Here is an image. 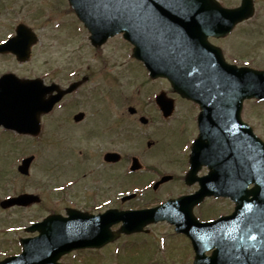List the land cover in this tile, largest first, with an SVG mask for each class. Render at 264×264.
I'll use <instances>...</instances> for the list:
<instances>
[{
	"label": "flooded vegetation",
	"instance_id": "flooded-vegetation-1",
	"mask_svg": "<svg viewBox=\"0 0 264 264\" xmlns=\"http://www.w3.org/2000/svg\"><path fill=\"white\" fill-rule=\"evenodd\" d=\"M62 1L0 0V43L12 38L19 24L27 26L39 36L38 30H35L31 24L32 19L47 17V9L55 12L59 6L61 7ZM217 1L225 9H234L240 6L242 0ZM253 3L255 8L258 5L264 9V0H253ZM64 11L70 12L69 15H71L69 9ZM16 15L22 18L16 19ZM251 21L252 19H247L236 24L231 33L225 37L208 40L219 46L217 43L235 36L240 28L249 27ZM61 25L56 22L54 29H58ZM230 42L227 50L218 53L219 55L203 53L205 58L201 67L204 77L200 92L204 100L213 106V114H207L202 124L201 148L205 162L197 168V173L190 179L192 182L190 185L186 184L185 179L191 168L189 161L191 148L199 135L200 106L193 101L182 99L177 94L174 56L168 60L169 79H166L156 76L154 72L155 67L160 65V55L164 56V53H138V59L126 49L114 50L112 51L114 53H102L101 49H92L91 53H70L71 56L50 53V58L44 60L42 67H39L40 70L32 67L33 59L38 54L34 53L35 47L31 48L29 58L23 62L17 61L10 52L0 53V88L3 89L1 92L3 99L6 100L7 95H15L16 78L33 82L35 86L42 88L46 100H52L57 96L58 100L51 110L41 114L39 118L38 137H56L57 140L60 139L69 146L74 152L73 155H77L75 163L71 155L64 157L63 165L70 166V175L61 177V170L57 171L56 178L59 180L56 183V195L60 206L56 210H51L50 213L66 218L75 212L96 216L109 210L125 211L153 207L162 201L178 199L196 192L198 180L211 172L209 165L213 167L212 172L216 167V174L221 177L218 182H222L224 175H233L235 178L228 177L226 182L248 185V190H253L254 170L251 169L247 173L235 171L232 174L229 170L226 172L223 170L222 128L224 124L221 122L223 115L218 113L221 105L219 84L220 73L224 70L223 62L236 67L255 68L256 65L255 56H253L255 53H251L249 47L247 53L240 56L231 52L237 44L232 43L235 42L234 40ZM41 54L44 56V53ZM185 63L187 70L192 68L191 56ZM95 74L97 79L94 81ZM131 85L135 86L134 90L128 89ZM71 86L74 87L72 91L61 93ZM10 89L13 91L10 92ZM136 95H141V99L135 105L131 101ZM119 107H121L120 110ZM124 107H126V113ZM242 119L249 126L251 125L244 120L243 114ZM0 131L9 132L10 130L0 127ZM188 135L192 137L185 144L183 140ZM133 138L139 139V154L132 149L128 153L125 149L126 144L129 141L132 142ZM175 149H179L181 160L168 164L175 168L174 171L157 173L153 162L145 163L142 160L147 157L146 155H149V158L155 156L156 150L163 154V157L166 155L165 159L168 160ZM108 154H115V156L108 159ZM134 158L140 161L143 168L129 172ZM177 159L180 157L177 156ZM164 175H171L172 178L153 189L154 184ZM129 186L131 190L127 188ZM133 190L142 195L150 193L152 196L165 190H170V193H167L165 199L155 205L128 207L126 203L129 201L124 200V197ZM254 200V194H249L248 208L251 218L249 227L236 228L234 260L238 263L253 264L255 261L264 263V209L256 211L255 203L252 202ZM217 203L226 205L225 208L221 207L222 213L217 214V217L229 215L236 206V203L229 198L209 197L193 206L191 210L200 221L212 220L216 216L207 217L204 213ZM187 207L189 208L187 205L180 206L178 212L184 213ZM257 213L261 215L259 219L261 227L256 226ZM154 225H149L148 231ZM168 227L172 231H170V237L182 240V250L188 253L187 257L182 259L192 264L195 253L189 238L181 233H175L173 226L168 225ZM7 228L10 231H7ZM7 228L2 232L4 236L0 240L2 241L0 262L19 255L23 250L21 241L37 235L32 234L26 226ZM118 228L119 226L115 225L112 230ZM256 230L260 234H257ZM11 232L20 233V235L17 238L16 236L10 238L4 234ZM4 238L6 239L3 240ZM211 254L212 251L206 252L207 257ZM79 255L80 251L72 250L59 256L54 264H78Z\"/></svg>",
	"mask_w": 264,
	"mask_h": 264
},
{
	"label": "water",
	"instance_id": "water-1",
	"mask_svg": "<svg viewBox=\"0 0 264 264\" xmlns=\"http://www.w3.org/2000/svg\"><path fill=\"white\" fill-rule=\"evenodd\" d=\"M202 1L209 6L204 8L211 10L210 13L215 9L214 15L209 14L207 16L208 23L205 22L206 20L201 14L204 9L192 8V14L189 15L187 12L189 9L177 5L183 2ZM246 2L237 10L229 12L222 10V12L220 8L212 4L211 0H69L80 20L91 32V40L94 44L101 43L116 33L124 32L125 39L134 45L136 56H138L137 53H176L179 65L186 60L188 54L193 60L195 53H204L209 49L205 45L207 36H223L234 23L250 16L251 11L245 7ZM225 17L228 19V23L223 20ZM205 26H207V30H205ZM24 29L20 26L17 37L10 42L12 46L0 47V49L8 50L9 48L11 52L16 54L17 58L22 59V53H28L29 46L35 42L29 36L28 38L27 35L24 36ZM21 39L24 40L22 44H20ZM208 53L212 52L209 50ZM201 55H199L200 58ZM176 70L178 75L182 74V80L179 81L182 84L186 83L188 78L185 75L188 70L178 65ZM191 73L201 76L200 70H192ZM229 75L231 76L230 85H227L224 75L221 86L225 90L223 98H231L232 101L228 100V103L232 104V107L229 112L224 111V114H232L233 119L237 121L240 104L244 98L264 97V72L231 70ZM23 85L25 84L23 83ZM175 88L184 96L189 97V90L184 93V87L180 90L175 85ZM30 90L31 88L27 85L17 86L15 95L6 98V104L0 97V125L22 134L37 133L39 115L48 110L58 97L47 101L43 98L44 91L38 90L36 93H31ZM229 91L230 94L228 95ZM5 105L10 107L9 111ZM253 141H255L254 148L251 147L250 151L248 150V146H250L248 142L244 144L245 148L243 149L236 144L240 143L237 137H233L230 143V153L234 157L245 156L244 172L247 173L249 169L255 172L253 190L247 191V185L244 184L239 185V188H237L238 185L228 184L226 179L228 177L235 178L233 175H224L223 178L226 181L224 180L222 185L216 184L214 186L220 191L213 189L210 182H217L221 178L220 175V178L217 176V169L214 167V172L201 183L202 190L198 192L199 198L189 200L192 207L204 195H230L236 201L237 208L236 212L229 218L209 224H198L190 217V211L186 216H183V219L167 214L166 205L152 211L121 213L118 216L109 214L103 221L96 222L86 218L77 217L79 219H76L71 215L67 219L48 217L42 223L34 225L39 230L40 236L28 244L23 242L24 253L18 258L2 264H54L59 256L72 249L99 247L112 240L115 235L108 231L111 224L122 221L123 226L120 232L131 233L140 231L143 226L150 222L163 219L175 223L178 231L192 238L197 253L195 264H236L235 260L231 259L235 257V253L231 247L233 239L230 231L235 226H243L246 229L249 227L251 218L250 212L246 208L248 195L254 194L255 200L252 202L255 203L257 211L264 209V147L253 138L250 141L252 146ZM226 144L224 145L226 146ZM201 150L200 143L194 150L193 158L197 159V163L202 162ZM225 152L228 151L225 150ZM250 152L254 153L255 157L249 164ZM32 160L33 157L23 160L18 170L22 174H27ZM228 161V155L225 154L223 163ZM135 168L136 166L133 167V169ZM187 182H189L188 179ZM238 195L240 196L237 197ZM38 200V197L33 195H21L17 198L8 199L2 204V207L6 208L15 204L26 206L38 202ZM257 216L260 214L257 213ZM256 226H262L260 221L256 220ZM200 234H210L212 240L200 241ZM220 236L221 239L218 238ZM212 241L213 243H211ZM206 243L209 245L206 246ZM214 247H216V251L213 257L207 261L203 260V252Z\"/></svg>",
	"mask_w": 264,
	"mask_h": 264
},
{
	"label": "rangeland",
	"instance_id": "rangeland-1",
	"mask_svg": "<svg viewBox=\"0 0 264 264\" xmlns=\"http://www.w3.org/2000/svg\"><path fill=\"white\" fill-rule=\"evenodd\" d=\"M60 5L61 7L59 6L55 12L47 9V17H41L37 20L33 18L31 21L33 28L38 30L39 34V43L34 51V53L38 54L32 63V67H36L38 70H40L39 67H42L41 64L44 60L50 58V53H62L64 56H71L70 53H91L92 48L85 41L86 33L82 25H80L78 20L71 19L70 12L64 11L68 7L65 0ZM16 16V19L22 18L20 15ZM251 19L252 21L249 27L240 28L239 33L235 36L233 35L224 40V42L217 44L223 47L224 50H227V47L231 43L230 41L234 40L235 42L232 43H237L238 45L231 52L240 56L247 53L249 47L251 53H255L253 55L255 56V67L260 66V68H264V9L262 6L257 5V10H255V14ZM56 22L62 25L55 30L54 25ZM117 44L116 39H110L101 48L102 53H114L112 52L114 50L124 51L126 49L125 46H119ZM41 53H44V56ZM227 53L229 52L227 51ZM70 65L72 66L73 64ZM96 79L97 74H95L94 81ZM128 89L134 90L135 86L131 85ZM140 99L141 95H136L131 103L136 105ZM245 104L244 120L249 122L253 126L255 133L264 140V102L258 103L255 100H250ZM118 109L120 110L121 107ZM124 109L126 113V107ZM190 137L192 135L184 138L183 141L185 144L186 141L188 142L190 140ZM44 138L41 139V143L36 139H29L31 141L28 142L24 137L16 136L9 132H0V201L7 196L29 192L39 195L42 202L40 206H33L26 210H2L0 208V240L4 236L2 232H4L6 227L26 226L35 220L40 221L51 210H56L60 206L59 202H57V195L53 190L59 180L56 178L57 171L58 169L61 170V177L70 175V166L66 167L63 165L64 157L71 155L75 163L77 161V155H73L74 152L60 139H50V142L46 139L42 143ZM25 143L29 145L26 146ZM138 147H140L139 139L133 138L132 142L129 141L126 144L125 149H127L128 153L132 149V151L139 154ZM156 151L155 156H151L152 158L146 155L147 157H144L142 160L145 163L153 162L157 173L174 171L175 168L170 167V165L168 166V164L181 160L179 149H175V152L170 155L169 161L165 159L166 155L163 157V154L159 153L158 150ZM28 155H33L35 159L31 165L29 176L23 177L18 175L16 167L19 161ZM177 156L180 159H177ZM127 188L131 190L130 186ZM167 193H170V190L161 191L156 193L155 196L146 193L141 197L138 196L127 202L126 206L140 207L155 205L159 201L164 200ZM221 207L225 208L226 205L217 203L216 206L209 207L204 215L207 217L217 216V214L222 213L220 211ZM168 231L171 230L167 224L154 225L146 236L134 235L131 237H121L113 245H110L102 251L95 252L92 255H89V252L81 253L78 256L77 263L85 264L84 261H89L94 262L93 264H106L107 261L105 260L107 257H111L107 264H123L128 259L133 258L138 259L139 262L132 260L130 261L132 264H141L142 262V264H190L188 260L182 259L183 257L186 258L188 254L187 251L183 252L182 250V240L172 236L169 237V233L167 234ZM4 234H7L10 238L14 236L17 238L20 235V233L13 234L12 232ZM160 235H164L166 238L158 241L157 238ZM161 243L165 245V250L163 252H157V248H159L158 246ZM116 247H119L118 253L114 251ZM103 252L105 253L106 259L103 257Z\"/></svg>",
	"mask_w": 264,
	"mask_h": 264
}]
</instances>
